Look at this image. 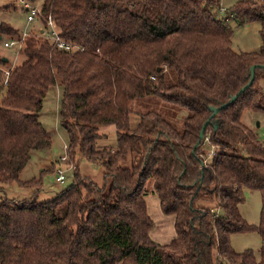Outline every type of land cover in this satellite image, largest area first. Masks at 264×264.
Returning <instances> with one entry per match:
<instances>
[{
  "label": "trees",
  "instance_id": "trees-1",
  "mask_svg": "<svg viewBox=\"0 0 264 264\" xmlns=\"http://www.w3.org/2000/svg\"><path fill=\"white\" fill-rule=\"evenodd\" d=\"M6 1L0 12L18 0ZM22 1L85 50L62 51L39 30L24 41L20 65L6 70L0 55V185L36 189L31 199L0 202V264H264V143L242 120L247 110L264 113V69L212 117L250 82L251 68L264 65V0L231 9L238 25H262V48L251 53L233 50L232 28L215 15L223 0ZM19 37L0 24V43ZM56 85L69 165L76 157L80 164L71 186L38 202L42 177L21 175L35 151L52 145L38 114ZM152 101L185 112L183 130L157 110L133 125L134 106ZM108 127L116 143L100 146ZM211 146L216 154L205 162ZM83 161L104 169L101 183L82 173ZM150 181L162 212L175 219L167 245L151 237ZM246 190L260 192L258 226L240 212ZM248 232L261 235L260 257L232 245L234 234Z\"/></svg>",
  "mask_w": 264,
  "mask_h": 264
},
{
  "label": "rangeland",
  "instance_id": "rangeland-1",
  "mask_svg": "<svg viewBox=\"0 0 264 264\" xmlns=\"http://www.w3.org/2000/svg\"><path fill=\"white\" fill-rule=\"evenodd\" d=\"M237 1L239 0H223L220 4V7L215 10V15L219 19L226 21L227 24L232 28L234 32L232 47L235 52H259L263 45L261 37V23L252 22L244 25H238L234 19L230 20L231 9L237 3ZM7 4H9L8 1L0 0V8ZM13 4L14 6L10 9L0 12V24H9L11 27L16 29L20 35L24 33L33 35L40 29H43L44 26L41 24L39 17H37L33 22H28V12L21 4L20 0L14 2ZM32 5L36 6L35 4ZM49 35H51V31H45L44 36ZM5 41L0 43V55L8 58L10 63L7 65L6 70H9L12 67L20 65L26 58L19 50H17V46L6 48L4 46ZM260 84L262 87H264V81H261ZM3 94H5V89L0 86V99L2 98ZM62 98L63 89L60 85L53 86L45 98L43 109L38 114V116L46 131L51 136L53 142L50 148L35 151L33 153L34 156L30 165L24 169L21 175V179L24 181L31 180L32 178L42 177L44 188L39 192V194L37 193L38 202L50 201L54 199L63 189L71 186L75 181V174L73 170L76 169L78 164H80L79 157H76L74 160L75 168L72 169L65 165L64 168H67L65 184H58L56 182L54 177L56 163L59 161L61 162V158L68 153V133L60 123ZM149 110H157L161 112L178 129L183 130L182 117L186 113H179L176 110L157 101L139 103L137 106H134L133 125L137 124L139 116L142 113ZM242 120L244 125L254 131L258 138L264 143V113L250 112L247 110L244 112ZM100 131L101 133H108V137L104 141L99 142L100 146H112L116 143V129L114 127L102 128ZM209 159L210 158H208L207 161ZM71 167L73 166L71 165ZM81 171L84 175L92 177L98 183H101L103 180L104 169L98 165L83 161L81 164ZM1 187L4 186L0 185V202L5 198L18 200L31 199L36 193V189L27 190L18 187L16 184L5 186L4 191L1 190ZM146 188L150 192L147 197V203L150 215L153 218V216H155L154 211L156 207L160 206V202L158 196L152 193V181L148 182ZM245 195L246 201L240 206V212L248 224L258 226L261 222L263 207L260 192L246 190ZM155 228L160 227L156 226ZM232 245L239 253L252 250L258 257H260L262 238L259 232L234 234L232 236Z\"/></svg>",
  "mask_w": 264,
  "mask_h": 264
},
{
  "label": "built area",
  "instance_id": "built-area-1",
  "mask_svg": "<svg viewBox=\"0 0 264 264\" xmlns=\"http://www.w3.org/2000/svg\"><path fill=\"white\" fill-rule=\"evenodd\" d=\"M21 1V4L25 7V9L28 12V22H33L35 21V19L37 17L40 18L41 16V10L39 7L32 5L31 3L27 2V1ZM51 31V35L49 36H45L47 39L51 40L58 49L68 52V53H75V52H79V51H84L85 49L83 47H80L78 45H74L70 42H67L66 40H64L58 33L56 26H55V22L54 19L52 18V16H49L46 19L45 25L43 27V31ZM29 33H24L22 35H20V37L18 39H9L7 41L4 42V46L6 48H10L13 46H17V50H21L24 44V41L26 40V38L28 37ZM10 75V72L7 71L5 72V83L7 84V79ZM207 143H209V140L206 139ZM216 154V147L215 146H211V149L208 150V158H212L213 156H215ZM205 159V162H207V159ZM65 165H67V167L72 168L71 165H69V160H68V154L63 156L61 158V162H57L56 163V169H55V180L58 184H65L66 182V173H67V168H64Z\"/></svg>",
  "mask_w": 264,
  "mask_h": 264
},
{
  "label": "crops",
  "instance_id": "crops-1",
  "mask_svg": "<svg viewBox=\"0 0 264 264\" xmlns=\"http://www.w3.org/2000/svg\"><path fill=\"white\" fill-rule=\"evenodd\" d=\"M40 33L43 34L45 33L43 29H40ZM34 156V155H33ZM32 156V158H33ZM32 159L30 160L28 166L30 165ZM27 166V167H28ZM160 202V201H159ZM160 204V203H159ZM161 207H156L154 211L153 220L156 221L155 223L156 226L160 228H155L153 232H151V237L152 239L162 245H167L169 244L175 237H176V230L175 229V219L173 216H167L163 212ZM150 213V212H149Z\"/></svg>",
  "mask_w": 264,
  "mask_h": 264
},
{
  "label": "water",
  "instance_id": "water-1",
  "mask_svg": "<svg viewBox=\"0 0 264 264\" xmlns=\"http://www.w3.org/2000/svg\"><path fill=\"white\" fill-rule=\"evenodd\" d=\"M0 41H1V38H0ZM4 62H8V58L4 57ZM257 68H262L264 69V65H255L251 68V79H250V82L245 86L243 87L236 95H234L230 101L226 104H223L221 105L220 107L218 108H212V112H213V115L212 117H214L219 111H221L222 109H225L227 108L228 106L232 105L233 103H235L237 101V99L239 98V96L244 93L254 82L255 80V73H256V69ZM160 70V69H158ZM209 124V121L207 123L204 124L203 128H202V131H201V134H200V139L202 140L204 138V135H205V131H206V128ZM215 129H217V125H215ZM197 146H195L196 148Z\"/></svg>",
  "mask_w": 264,
  "mask_h": 264
}]
</instances>
